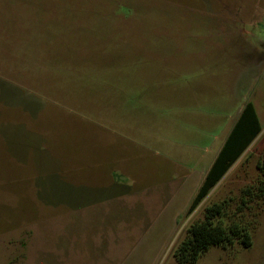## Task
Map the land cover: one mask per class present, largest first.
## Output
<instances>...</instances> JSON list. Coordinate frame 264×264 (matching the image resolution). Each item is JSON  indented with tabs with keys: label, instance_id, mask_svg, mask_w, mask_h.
Segmentation results:
<instances>
[{
	"label": "rangeland",
	"instance_id": "rangeland-1",
	"mask_svg": "<svg viewBox=\"0 0 264 264\" xmlns=\"http://www.w3.org/2000/svg\"><path fill=\"white\" fill-rule=\"evenodd\" d=\"M248 102L261 134L188 216ZM259 163L264 0H0V264H178L221 203L252 245L195 264H264Z\"/></svg>",
	"mask_w": 264,
	"mask_h": 264
},
{
	"label": "trees",
	"instance_id": "trees-1",
	"mask_svg": "<svg viewBox=\"0 0 264 264\" xmlns=\"http://www.w3.org/2000/svg\"><path fill=\"white\" fill-rule=\"evenodd\" d=\"M262 132L256 109L248 102L240 113L226 141L206 174L186 214L190 216L222 181ZM260 171L255 198L264 201V163L257 164ZM255 199V200H256ZM226 203L205 208L204 220L187 229L184 240L176 248L174 257L178 264H195L201 253L211 246L226 247L238 241L244 248L252 245L248 228L234 223L229 227L219 224L224 217Z\"/></svg>",
	"mask_w": 264,
	"mask_h": 264
},
{
	"label": "crops",
	"instance_id": "crops-1",
	"mask_svg": "<svg viewBox=\"0 0 264 264\" xmlns=\"http://www.w3.org/2000/svg\"><path fill=\"white\" fill-rule=\"evenodd\" d=\"M242 9H243V8H242ZM249 19H250V22H253L252 24H255V26H256L258 23L261 24V23L263 22V20H261V19L258 20L257 17H255V18H253V19H252V18H249ZM249 19L244 18V20H239V21H240V22H245V21H249ZM243 33H245V34H249V33H248L247 31H245V30L243 31ZM219 152H220V151H219ZM216 157H217V156H216ZM215 159H216V158H215ZM214 161H215V160H214ZM212 164H213V163H212ZM211 166H212V165H211ZM210 168H211V167H210ZM210 168H209V169H210ZM208 171H209V170H208ZM208 171H207V173H208ZM207 173H206V174H207ZM206 174L203 175V178H202V181H201V182H200V178L198 179V182H197L196 184H198V183L200 182L199 187H200V185L202 184V182H203V180H204ZM219 184H220V183H219ZM219 184H218V185H219ZM218 185H217V186H218ZM217 186H216L212 191H214V190L217 188ZM199 187H198V189H199ZM198 189H197V191H198ZM196 193H197V192H196ZM114 197H115V196H114ZM97 204H98V203H91L90 206H97Z\"/></svg>",
	"mask_w": 264,
	"mask_h": 264
}]
</instances>
